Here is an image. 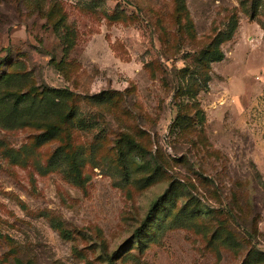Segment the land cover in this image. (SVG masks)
<instances>
[{
  "label": "rangeland",
  "instance_id": "obj_1",
  "mask_svg": "<svg viewBox=\"0 0 264 264\" xmlns=\"http://www.w3.org/2000/svg\"><path fill=\"white\" fill-rule=\"evenodd\" d=\"M0 264H264V0H0Z\"/></svg>",
  "mask_w": 264,
  "mask_h": 264
},
{
  "label": "trees",
  "instance_id": "obj_2",
  "mask_svg": "<svg viewBox=\"0 0 264 264\" xmlns=\"http://www.w3.org/2000/svg\"><path fill=\"white\" fill-rule=\"evenodd\" d=\"M222 54L219 52V50H215V52H214V57H215V59H217V60H221L222 59ZM66 91V90H65ZM67 92V91H66ZM70 93V92H69ZM22 97H25V95H23ZM22 97H21V99H22ZM48 128V127H47ZM53 130H55V127H53L50 131L49 130H47V133L45 134V136H47V135H49V136H51V133L53 132L54 133V131Z\"/></svg>",
  "mask_w": 264,
  "mask_h": 264
}]
</instances>
